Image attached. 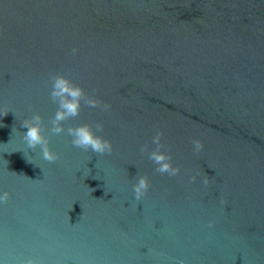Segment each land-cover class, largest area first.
Returning <instances> with one entry per match:
<instances>
[{
    "label": "water",
    "instance_id": "obj_1",
    "mask_svg": "<svg viewBox=\"0 0 264 264\" xmlns=\"http://www.w3.org/2000/svg\"><path fill=\"white\" fill-rule=\"evenodd\" d=\"M56 73L111 105L63 122L102 121L111 154L66 132H46L53 163L27 148ZM157 131L176 176L141 152ZM5 191L0 264H264V0H0Z\"/></svg>",
    "mask_w": 264,
    "mask_h": 264
},
{
    "label": "clouds",
    "instance_id": "obj_2",
    "mask_svg": "<svg viewBox=\"0 0 264 264\" xmlns=\"http://www.w3.org/2000/svg\"><path fill=\"white\" fill-rule=\"evenodd\" d=\"M73 53H76L78 49H73ZM52 81V88L50 91L51 100L58 105V108L51 118V128L44 124L43 116L37 111L34 112L28 118H25L21 122V127L26 128L27 131L22 134L27 148L32 151L40 148V155L43 160L53 163L60 158V154L53 151L50 147V135L47 133L60 135L65 133L70 136L71 143L77 148H82L85 151L91 150L92 152L103 155L111 154L113 151V145L111 140L106 139L103 135L97 133L103 132L104 124L102 121H97L95 124V130L93 126L88 123H81L79 125H69L65 128L64 121L69 119H75L79 116L81 111L82 102L90 108L100 107L102 111H108L111 107L110 104L103 102L95 95L89 94L80 84L75 83L68 76L61 73H56L50 77ZM9 110L6 108L3 115H6ZM16 131H18L16 129ZM162 131H157L152 137V143L155 144V148L150 152L148 151V145L145 144L141 148L142 153H147L148 159H150L155 165V171L158 173H167L169 176H176L180 172L179 165H173L171 146L165 145L162 142ZM193 151L199 153L203 150L204 144L199 139H194ZM26 157V156H25ZM27 158V157H26ZM29 162L31 160L27 159ZM8 161H6L7 165ZM16 174L15 172H12ZM30 179V178H29ZM193 181L196 176H192ZM210 183L209 177L206 175L204 178V185L207 186ZM150 187L148 176L139 175L137 182L133 185V191L136 200H140L145 196ZM95 189H92V192ZM9 198L7 191L0 195V202L6 203ZM99 199V198H97ZM215 221H209V226L214 224ZM21 264H37V260L34 257L27 258L21 262ZM183 264V261L180 262Z\"/></svg>",
    "mask_w": 264,
    "mask_h": 264
}]
</instances>
